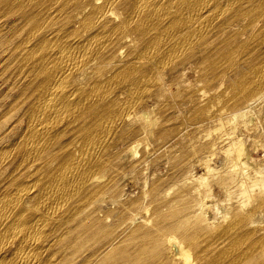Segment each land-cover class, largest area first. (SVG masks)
I'll use <instances>...</instances> for the list:
<instances>
[{
	"label": "bare ground",
	"instance_id": "obj_1",
	"mask_svg": "<svg viewBox=\"0 0 264 264\" xmlns=\"http://www.w3.org/2000/svg\"><path fill=\"white\" fill-rule=\"evenodd\" d=\"M1 62L18 95L0 114V264H264V0H0ZM166 90L189 113L193 197L150 211L120 200L115 161L148 146Z\"/></svg>",
	"mask_w": 264,
	"mask_h": 264
},
{
	"label": "rangeland",
	"instance_id": "obj_2",
	"mask_svg": "<svg viewBox=\"0 0 264 264\" xmlns=\"http://www.w3.org/2000/svg\"><path fill=\"white\" fill-rule=\"evenodd\" d=\"M5 65L6 63H0V92L3 93H0V103H2L0 104V114H2L1 116L4 115L5 110L11 104V102L16 99L18 95V89L16 86L12 85L9 71L2 73V69ZM172 95L173 92H171L170 90H166L164 93H156L153 97L148 99L147 104H150L152 99L157 101L159 98L157 111L152 115L153 118L157 120L158 127L154 128L152 134H150L148 137H144V134L135 135L131 140L124 142L123 145H121V148L124 149L129 144V142L140 140L142 137H144L143 140H147L148 146L144 148L143 144H141L138 147L137 156L132 157L130 153L125 152L126 155L122 157V159L119 158L115 161L117 165L121 164V166L119 165V177L116 179L113 188L117 192L120 200L127 201V199L130 197L138 199L140 206L149 207L150 211L156 206L159 208H163V210H167V207L169 205L174 204L172 202L175 197V199H178L181 196H184V194H186L184 196L186 199H192L193 197L192 190H190L189 187H186L185 184H181L180 182L184 178L185 174L190 170V163L196 164L197 162V159L195 158L190 159V163L188 166L183 165L180 162V157L190 152L188 145L189 141H184L183 137L185 135L184 133L189 131V124L186 123V119L189 113L187 109L183 108L177 103L176 99L173 98ZM144 108L145 107L143 106L141 110L145 111L146 108L145 110ZM173 117H175L174 120ZM162 127L170 129L169 134L165 137L159 136V131ZM15 132L16 131H14L12 135H15ZM193 136L195 137L194 140H199L201 138V134L199 131H195V133H193ZM175 143L179 144V146L175 145ZM122 154L123 151L121 152V155ZM261 160L263 164L260 162V165H264V157ZM174 163L176 164L175 168H177L178 172L173 168ZM123 164H127V166ZM152 164L155 165L153 166ZM196 170H200L199 166L194 171ZM174 180L179 184L174 182ZM159 181L162 182L161 186L159 187V191H161V194H159V197L157 196L158 198L150 200L148 194L151 192L153 186L157 185ZM156 194L158 195L157 190ZM105 209H111V205H102V211L98 212L97 215L99 217L104 216ZM113 216H116V212L111 213V216L107 219V223L112 221ZM143 220V213H139L136 218V223H140ZM150 225L151 223L149 222L147 226L150 227ZM128 233L129 231H125L124 234H122L115 242H122L124 247L129 250H133L136 247L138 241L136 239H127ZM110 248L111 246L105 245L103 247V249H105L104 253H99L98 255H96L95 259L99 260L104 256H107L106 251H110ZM115 254L116 253H111L113 259L118 256L117 254Z\"/></svg>",
	"mask_w": 264,
	"mask_h": 264
}]
</instances>
